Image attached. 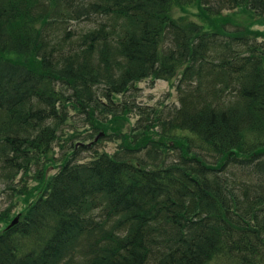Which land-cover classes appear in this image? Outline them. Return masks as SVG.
Masks as SVG:
<instances>
[{"label": "trees", "instance_id": "obj_1", "mask_svg": "<svg viewBox=\"0 0 264 264\" xmlns=\"http://www.w3.org/2000/svg\"><path fill=\"white\" fill-rule=\"evenodd\" d=\"M233 9L264 0H0V264H264V37ZM145 79L176 80L168 118L133 105L136 140L48 174L69 110L116 137Z\"/></svg>", "mask_w": 264, "mask_h": 264}, {"label": "rangeland", "instance_id": "obj_2", "mask_svg": "<svg viewBox=\"0 0 264 264\" xmlns=\"http://www.w3.org/2000/svg\"><path fill=\"white\" fill-rule=\"evenodd\" d=\"M193 13H195V11H193ZM218 20V24L223 26V28L228 27L232 30L239 29L245 33L261 32L264 37V15L260 16V14L250 12L247 9L222 10ZM97 23L98 19L94 18L89 21H72L64 26V31L69 33L70 40L74 41L81 33L93 29ZM259 41L261 40L259 39ZM175 85V79L168 81L145 79L136 83L135 88L119 96L117 98V101H120L118 103V108L121 109V104L123 103H127V106L123 108L124 112L122 111L117 114L119 116L116 117V120L122 121L117 120L116 122L121 126V131H119V135H116V137L109 134L107 137L101 135L97 138L98 135L94 132L91 124L84 123L83 115H78L76 112L69 110L70 119L67 118L68 120L61 126L58 132L60 139L53 143V149L49 156L54 158L55 161H53L56 164H59L62 158L60 156L61 148H63L64 153L70 154V158L72 152H75L72 161L78 163L89 161L93 158L95 152H105L110 156L114 155L116 152H119L122 143L127 141L126 137H128V140L130 137L136 140L135 135H139L142 132V130L136 133L134 132L140 118L137 109L134 108L135 105L149 112L152 118L159 115L162 119L168 118V112L174 107L178 108L179 102ZM96 118L98 122L99 120L101 122H109L115 118V115L97 116ZM151 130L154 131L153 133H157L160 132L161 128L154 126ZM95 138H97L96 141ZM170 158L174 159L175 156L171 155ZM54 172L55 170L49 168L48 174ZM18 199L21 202L24 200L23 197H19ZM17 201L15 202V197L7 190L6 185L0 181V211H3L7 207H11L14 202V207L11 209L12 211H17V208L22 207L21 202ZM14 213L16 212L10 214L13 216ZM9 220H13L11 216L6 220L0 217V229L9 224Z\"/></svg>", "mask_w": 264, "mask_h": 264}]
</instances>
